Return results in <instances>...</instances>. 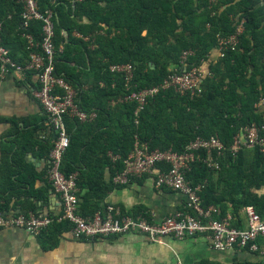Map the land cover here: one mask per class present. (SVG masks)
I'll use <instances>...</instances> for the list:
<instances>
[{
    "label": "trees",
    "instance_id": "trees-1",
    "mask_svg": "<svg viewBox=\"0 0 264 264\" xmlns=\"http://www.w3.org/2000/svg\"><path fill=\"white\" fill-rule=\"evenodd\" d=\"M37 5L41 12L53 13L56 76L74 90L82 111L95 114L84 123L69 116L64 120L70 143L62 172L76 174L77 188L87 190L80 201V215L100 211L90 209L89 197L101 199L119 187L112 178L123 170L136 142L150 150L181 154L197 137H214L225 147L221 156L212 154L218 168L207 167L203 151L185 174L191 187L199 188L201 208H214L211 219L215 220L227 218L230 212L231 224L237 228H241L239 212L247 207L264 220V195L255 193L264 188V154L258 149L230 151L234 137L245 127L259 125L264 114V106H260L264 100V0H37ZM22 12L20 0H0L2 45L16 63L25 62L29 54L24 35L36 44L42 39L41 22L24 25ZM83 17L88 24L81 22ZM240 23L243 32L236 47L226 48L209 65L201 93L190 97L160 89L137 115L135 102L119 101L132 91L160 86L172 73L199 68ZM17 51L22 53V62ZM183 53L188 55L181 63ZM125 64L133 67L127 86L121 73L109 70L112 65ZM83 74L94 78L90 90L83 89ZM99 141L102 159L96 158ZM27 147L21 143L18 147L16 139L2 143L0 215L42 216L38 206L28 201L43 202L47 190L34 187L39 176L23 160ZM108 151L117 156L114 161ZM105 167L111 175L106 186L102 178ZM13 198L23 199L18 202L20 210L17 203L12 204ZM129 214L149 219L144 213ZM64 230H70L69 223H53L36 236L42 249L55 247L56 235ZM257 245L261 250L264 239ZM252 254L261 259L235 264H264V255L259 251Z\"/></svg>",
    "mask_w": 264,
    "mask_h": 264
},
{
    "label": "built area",
    "instance_id": "built-area-1",
    "mask_svg": "<svg viewBox=\"0 0 264 264\" xmlns=\"http://www.w3.org/2000/svg\"><path fill=\"white\" fill-rule=\"evenodd\" d=\"M23 4L21 18L24 25L31 21L42 24V39L36 44L31 36L24 35L29 51L25 65L16 63L9 51L2 45V24L0 23V74L14 71H31L37 75L38 87L32 92L34 99L47 115L49 125L55 137L47 155L49 167L47 180L59 198L61 213L57 216L0 215V228L15 227L26 230L30 235L38 236L53 223L67 222L70 233L77 239H96L137 234L150 242H157L163 237L183 240L196 235L205 234L214 250L225 252L235 248L259 251L264 255V247L260 250L257 241L264 239V220L251 207L244 209L246 224L237 228L232 226L229 217L222 220L211 219L214 208L203 210L198 196L199 188L191 187L185 178L191 163L199 158V153H207L204 163L208 168L217 169L218 164L212 157L215 153L221 156L225 150L223 144L214 137L208 139L197 137L191 141L181 154L170 150H150L144 143L136 142L132 152L124 161L123 170L113 178V183L126 185L133 178L153 176L156 188H165L178 192L185 198V208L176 211L161 221L150 220L143 215L123 213L118 207L108 205L93 216L83 217L79 212L80 200L77 196L76 174L65 176L62 172V161L70 143V135L65 127L67 116L84 123L94 119V113L82 111L76 103V93L60 77L54 69V21L50 10L41 12L37 0H20ZM243 32L242 23L227 39L219 42V56L230 47L235 48L238 36ZM188 53H183L181 63L185 62ZM109 70L121 73L126 86L132 78L131 64L112 65ZM206 75L198 67L184 69L181 73H172L160 86L132 91L119 101L135 102L136 115L160 89H172L182 96L193 97L202 91L201 83ZM129 88V86H128ZM264 106V100L260 102ZM240 149H258L264 154V114L259 125L245 127L234 137L230 151L235 154Z\"/></svg>",
    "mask_w": 264,
    "mask_h": 264
},
{
    "label": "crops",
    "instance_id": "crops-1",
    "mask_svg": "<svg viewBox=\"0 0 264 264\" xmlns=\"http://www.w3.org/2000/svg\"><path fill=\"white\" fill-rule=\"evenodd\" d=\"M81 22L88 24L89 20L83 17ZM63 34L66 36L67 32L63 31ZM73 35L79 37L78 34ZM83 40L88 41V38ZM17 55L19 59L22 58L20 51H17ZM218 60L219 49L215 47L199 68L208 75L209 65ZM25 63L26 61L18 64ZM86 66L87 69L90 68L88 61ZM80 79L85 82L83 89L90 90L93 76L83 74ZM37 87V75L31 71L0 74V162L2 143H10L16 139L18 147L20 143L28 146L23 160L32 172L39 176L34 187L38 190H47L46 200L43 202L33 199L28 201L38 206L42 216L53 217L61 213L59 198L47 180L49 167L47 155L55 134L49 125L47 115L32 95ZM85 136L90 137L89 134L83 133V137ZM102 147V142L99 141L95 149L98 159L103 158L100 152ZM108 157L112 161L117 158L111 155L110 151ZM102 178L106 186L111 180L108 167L104 168ZM118 186L108 191L101 199L89 197L87 202L90 209L99 208L102 211L106 206L112 205L122 212L144 213L150 220L159 222L164 217L185 208L184 196L169 189L156 188L153 176L133 178L128 184ZM255 193L264 195V188L256 190ZM86 194V189L77 188L80 201ZM21 201L22 198H13L12 204L17 203V209L20 210L18 202ZM227 214V217L231 218L230 212ZM239 217L241 227H244L246 224L244 210L239 212ZM56 238L55 247L43 250L38 238L26 230L15 227L0 228V264H235L238 261L256 262L261 259L256 254L237 248L225 252L216 251L205 234L183 240L163 237L157 242H150L137 234L77 239L69 230H64L56 235Z\"/></svg>",
    "mask_w": 264,
    "mask_h": 264
}]
</instances>
